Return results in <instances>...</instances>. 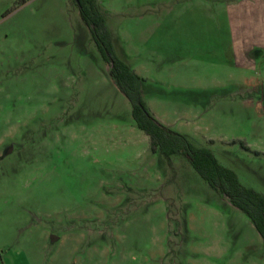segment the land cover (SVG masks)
Segmentation results:
<instances>
[{"label":"rangeland","instance_id":"1","mask_svg":"<svg viewBox=\"0 0 264 264\" xmlns=\"http://www.w3.org/2000/svg\"><path fill=\"white\" fill-rule=\"evenodd\" d=\"M98 1L127 64L164 89L239 79L227 53L140 41L150 17L186 1ZM109 68L73 0H0V264H264L248 217L186 158L151 152ZM175 99L145 102L264 195L262 98Z\"/></svg>","mask_w":264,"mask_h":264},{"label":"crops","instance_id":"2","mask_svg":"<svg viewBox=\"0 0 264 264\" xmlns=\"http://www.w3.org/2000/svg\"><path fill=\"white\" fill-rule=\"evenodd\" d=\"M184 1L186 2L181 5L182 8L173 3L171 6L167 4L160 22L155 17H150V22L153 20L156 22L147 29L140 30L138 34L140 41L147 46L150 43V47L153 44L158 51L164 53H185V55L197 53V55H202L203 53L214 51L215 57L217 56L220 60H224L225 53H227L228 57L233 60L228 61L229 65L240 73L239 79L230 87L220 86L217 81H213V85H216L214 88L201 87L197 90L175 89L170 92L160 84L152 82L149 78L143 76V70H140L142 72L134 70L127 64L124 60L127 54L122 48L120 38H115V34L109 29L105 17L118 57L142 79L141 91L144 102L146 97L162 100L176 98L175 100L187 105L209 108L216 100L227 97H237L243 102L253 99L259 101L258 99L261 98L264 101V0ZM97 2L101 10L100 3L98 0ZM142 19H145V16L142 15ZM172 69L173 67L169 70ZM110 71L111 68H109V73ZM258 75L260 78H257ZM156 77L158 81H161L159 76ZM172 77L176 79L175 72ZM255 84H262L261 92H253L252 89ZM178 85L176 84V87H181ZM248 85L251 86L248 87ZM147 108L159 123L174 131L166 116H156L148 106ZM178 133L192 139L186 134ZM192 140L200 147H203L194 139ZM209 143L212 144L211 141ZM172 158L166 160L171 162Z\"/></svg>","mask_w":264,"mask_h":264},{"label":"trees","instance_id":"3","mask_svg":"<svg viewBox=\"0 0 264 264\" xmlns=\"http://www.w3.org/2000/svg\"><path fill=\"white\" fill-rule=\"evenodd\" d=\"M73 1L99 53L110 65L111 77L132 106L136 126L149 137L151 152L166 159L177 155L186 158L212 189L248 217L264 241V195L242 185L237 174L221 165L210 149L200 147L192 139L166 128L154 118L142 97V79L118 57L97 0Z\"/></svg>","mask_w":264,"mask_h":264},{"label":"water","instance_id":"4","mask_svg":"<svg viewBox=\"0 0 264 264\" xmlns=\"http://www.w3.org/2000/svg\"><path fill=\"white\" fill-rule=\"evenodd\" d=\"M263 90H264V86H263ZM57 239L55 237H52V241L55 242Z\"/></svg>","mask_w":264,"mask_h":264}]
</instances>
